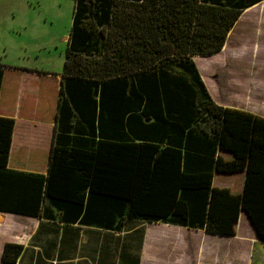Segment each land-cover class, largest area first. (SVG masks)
<instances>
[{
  "label": "trees",
  "instance_id": "1",
  "mask_svg": "<svg viewBox=\"0 0 264 264\" xmlns=\"http://www.w3.org/2000/svg\"><path fill=\"white\" fill-rule=\"evenodd\" d=\"M73 1L45 174L9 167L14 119L0 115V212L38 217L47 203L64 223L225 237L243 212L264 242V118L217 105L192 60L264 0ZM241 172L239 194L212 185ZM21 252L5 244L2 262Z\"/></svg>",
  "mask_w": 264,
  "mask_h": 264
},
{
  "label": "crops",
  "instance_id": "2",
  "mask_svg": "<svg viewBox=\"0 0 264 264\" xmlns=\"http://www.w3.org/2000/svg\"><path fill=\"white\" fill-rule=\"evenodd\" d=\"M258 5L241 13L226 40L243 26L256 28L259 25L254 17ZM225 44L214 55L192 57L208 93L219 106L264 118V91L252 86L251 81L245 83L237 80L233 86V96L224 97L213 96L205 82L202 68L196 62L199 57L222 55L226 59L241 60L237 54H225ZM5 68L0 115L14 119L9 167L45 174L55 133L53 117L60 76L54 75V84L48 82L51 76L47 72L10 66ZM23 77L26 79L22 82ZM22 83L24 86L21 87ZM223 157L230 159V155ZM221 175L214 174V187L241 193L243 172L232 174L239 175L234 180V184L241 183L238 191L227 187L220 180ZM216 176L220 177L218 185L215 184ZM261 242L243 212L239 215L232 237L141 220H124L119 230L79 222L64 223L47 203L44 213L38 217L0 212V264H5L1 259L5 244L22 247L21 254L13 264H252V251Z\"/></svg>",
  "mask_w": 264,
  "mask_h": 264
},
{
  "label": "rangeland",
  "instance_id": "3",
  "mask_svg": "<svg viewBox=\"0 0 264 264\" xmlns=\"http://www.w3.org/2000/svg\"><path fill=\"white\" fill-rule=\"evenodd\" d=\"M73 5V0H0V65L47 72L51 76L48 82L55 84L54 75L63 67ZM254 14L259 21L256 28L243 26L226 40L225 54H237L241 60L215 55L196 61L215 97L233 96L237 80L251 81L252 86L264 91V1ZM238 177L223 175L220 180L238 191L241 183L234 184ZM251 257L252 264H264V242L253 249Z\"/></svg>",
  "mask_w": 264,
  "mask_h": 264
},
{
  "label": "water",
  "instance_id": "4",
  "mask_svg": "<svg viewBox=\"0 0 264 264\" xmlns=\"http://www.w3.org/2000/svg\"><path fill=\"white\" fill-rule=\"evenodd\" d=\"M65 40H67V39H65Z\"/></svg>",
  "mask_w": 264,
  "mask_h": 264
}]
</instances>
